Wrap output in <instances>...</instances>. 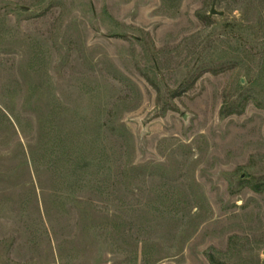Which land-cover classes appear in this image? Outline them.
Wrapping results in <instances>:
<instances>
[{
    "label": "rangeland",
    "instance_id": "1",
    "mask_svg": "<svg viewBox=\"0 0 264 264\" xmlns=\"http://www.w3.org/2000/svg\"><path fill=\"white\" fill-rule=\"evenodd\" d=\"M0 264H264V0H0Z\"/></svg>",
    "mask_w": 264,
    "mask_h": 264
},
{
    "label": "water",
    "instance_id": "2",
    "mask_svg": "<svg viewBox=\"0 0 264 264\" xmlns=\"http://www.w3.org/2000/svg\"><path fill=\"white\" fill-rule=\"evenodd\" d=\"M211 14L212 15H217V16H223L224 15L223 12H217L215 9H212ZM242 178H244V176Z\"/></svg>",
    "mask_w": 264,
    "mask_h": 264
}]
</instances>
